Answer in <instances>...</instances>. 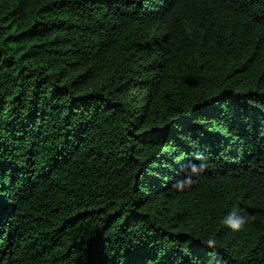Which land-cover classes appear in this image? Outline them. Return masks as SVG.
I'll use <instances>...</instances> for the list:
<instances>
[{
    "label": "trees",
    "instance_id": "16d2710c",
    "mask_svg": "<svg viewBox=\"0 0 264 264\" xmlns=\"http://www.w3.org/2000/svg\"><path fill=\"white\" fill-rule=\"evenodd\" d=\"M0 264H264V0H0Z\"/></svg>",
    "mask_w": 264,
    "mask_h": 264
},
{
    "label": "clouds",
    "instance_id": "9594fccd",
    "mask_svg": "<svg viewBox=\"0 0 264 264\" xmlns=\"http://www.w3.org/2000/svg\"><path fill=\"white\" fill-rule=\"evenodd\" d=\"M207 167V157L203 153H196L193 159L186 161L177 171V178L174 180L172 187L179 190H186L194 183L195 178ZM226 228L232 231L242 230L248 222V217L239 208H232L226 212L220 220ZM213 241L209 240L211 244Z\"/></svg>",
    "mask_w": 264,
    "mask_h": 264
}]
</instances>
